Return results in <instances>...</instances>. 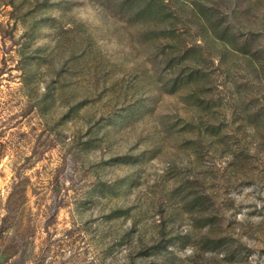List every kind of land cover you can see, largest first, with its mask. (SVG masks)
<instances>
[{"label": "rangeland", "instance_id": "obj_1", "mask_svg": "<svg viewBox=\"0 0 264 264\" xmlns=\"http://www.w3.org/2000/svg\"><path fill=\"white\" fill-rule=\"evenodd\" d=\"M0 264H264V0H0Z\"/></svg>", "mask_w": 264, "mask_h": 264}, {"label": "trees", "instance_id": "obj_2", "mask_svg": "<svg viewBox=\"0 0 264 264\" xmlns=\"http://www.w3.org/2000/svg\"><path fill=\"white\" fill-rule=\"evenodd\" d=\"M1 235V234H0Z\"/></svg>", "mask_w": 264, "mask_h": 264}]
</instances>
